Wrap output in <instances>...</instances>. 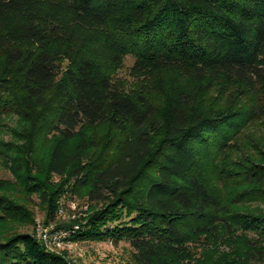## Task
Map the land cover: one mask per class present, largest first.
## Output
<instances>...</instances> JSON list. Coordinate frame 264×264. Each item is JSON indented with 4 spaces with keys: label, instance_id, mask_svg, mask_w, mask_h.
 <instances>
[{
    "label": "trees",
    "instance_id": "obj_1",
    "mask_svg": "<svg viewBox=\"0 0 264 264\" xmlns=\"http://www.w3.org/2000/svg\"><path fill=\"white\" fill-rule=\"evenodd\" d=\"M127 54L145 75L171 72L161 106L114 81ZM10 74L24 91L14 102L42 117L51 101V117L41 145L3 154L49 218L76 191L95 203L75 239L125 240L134 264H264V209L247 205L264 203V149L227 162L264 114V0H0V93ZM216 74L258 102L207 104L192 83ZM104 123L121 133L109 154L84 131ZM25 210L0 194V220ZM0 264L68 263L17 232L0 238Z\"/></svg>",
    "mask_w": 264,
    "mask_h": 264
},
{
    "label": "rangeland",
    "instance_id": "obj_2",
    "mask_svg": "<svg viewBox=\"0 0 264 264\" xmlns=\"http://www.w3.org/2000/svg\"><path fill=\"white\" fill-rule=\"evenodd\" d=\"M65 64L64 61L63 65ZM171 78V72L165 77L164 74L152 76V74L145 75V73L136 71L134 58L130 54L124 55L113 71V79L115 82H119L120 87L127 90H135L141 86L145 87L156 107L161 106L163 103L166 93L170 89ZM19 79V76L10 74L8 82L0 93L2 101L10 105L9 109H6L7 105L5 104L0 106V194L6 195L23 205L26 213H29L30 219L17 222L14 220H0V238L17 232L30 233L43 243L47 249L61 255L68 264H134L131 261L132 248L125 240L115 244L109 239L91 241L74 238L73 234L79 227V222H75V220L80 219L87 209L93 208L95 203L87 202L86 198L83 195L78 196L76 191L67 195V197H63L59 210L53 218H49L44 206L41 205L38 194L25 192L20 185L17 178L18 172H14L16 164L9 158L14 153L10 150L9 156H6V153L3 154L5 145L6 143L10 146L18 144L21 147L27 143L41 145L44 136L41 124L46 119L42 117H51L48 110L51 101H48V105L42 109L46 112L42 117L41 114L35 116L30 109L21 107L20 104L14 102L15 97L20 100L24 92ZM192 84L196 85L194 88H197L198 94H203L207 104L225 105L234 103L238 105L249 104L252 102L251 100L258 102L253 97V94H255V92H252L253 88L223 74L209 75L202 83ZM145 88L143 89L146 90ZM52 95L53 91L48 94V97H52ZM19 106L20 108H18ZM39 129H41L40 132H38ZM84 131L87 138L98 141V150L95 148V151L104 150L103 154L113 152L114 144L121 138L119 130L109 123L101 124L95 128L87 127ZM49 138L51 137L48 136L47 139ZM154 141L156 143L157 139L154 138ZM236 145V149L229 152L227 162L244 159L246 155L256 154L257 145L260 146V149H264V114H261L260 117L247 126L236 141ZM44 147L45 145H42V148ZM35 153H28L27 159H32L33 156L37 155ZM43 154V152L40 153L39 157H42ZM45 156L47 157V155ZM54 180L57 182L58 178ZM80 191L83 193L86 188ZM247 205L256 209H264V203L261 201L248 202ZM234 207L235 209H242L238 203H235ZM63 230L67 233H63Z\"/></svg>",
    "mask_w": 264,
    "mask_h": 264
},
{
    "label": "built area",
    "instance_id": "obj_3",
    "mask_svg": "<svg viewBox=\"0 0 264 264\" xmlns=\"http://www.w3.org/2000/svg\"><path fill=\"white\" fill-rule=\"evenodd\" d=\"M63 233H67V232H65L64 230L62 231Z\"/></svg>",
    "mask_w": 264,
    "mask_h": 264
}]
</instances>
